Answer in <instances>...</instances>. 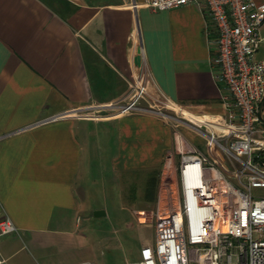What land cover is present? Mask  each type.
<instances>
[{"label":"crops","instance_id":"crops-1","mask_svg":"<svg viewBox=\"0 0 264 264\" xmlns=\"http://www.w3.org/2000/svg\"><path fill=\"white\" fill-rule=\"evenodd\" d=\"M144 1L0 0V221L18 229H0V264H101L114 236L95 224L164 209L165 166L209 152L196 126L229 112L216 28L195 3ZM141 73L185 120L114 107ZM140 239L128 264L156 234Z\"/></svg>","mask_w":264,"mask_h":264},{"label":"built area","instance_id":"built-area-1","mask_svg":"<svg viewBox=\"0 0 264 264\" xmlns=\"http://www.w3.org/2000/svg\"><path fill=\"white\" fill-rule=\"evenodd\" d=\"M188 3H195L207 13L216 28L215 78L227 92L224 99L229 112L227 116L214 117L211 127L203 123L196 126L207 137L209 152L183 153L180 177L172 175L176 172L173 163L165 166L167 209L158 207L150 215L137 214L140 222L152 221L156 228L155 243L142 248L141 264H192V250L203 253L207 262L202 264H264V196L254 193V188L264 187V129L260 126L264 59L258 58L264 39V3L144 1L156 10ZM140 4L133 3L135 7ZM145 76L139 74L137 92L115 108L120 112L153 111L138 102L144 97ZM88 110L84 112L94 113ZM169 159H173L172 155ZM0 229L2 234L18 230L9 217L1 219Z\"/></svg>","mask_w":264,"mask_h":264},{"label":"rangeland","instance_id":"rangeland-1","mask_svg":"<svg viewBox=\"0 0 264 264\" xmlns=\"http://www.w3.org/2000/svg\"><path fill=\"white\" fill-rule=\"evenodd\" d=\"M260 54L264 56V43L262 44ZM145 82L146 84L143 85L144 97L138 100L140 105L153 111L163 112L169 120L175 123H181L182 120H185V116L179 108L174 103H170L168 99L151 84L147 75L145 76ZM139 84L142 85V82ZM135 91L137 92V90ZM199 123H203L207 127L212 126L210 123H205L203 119H201ZM204 151H206V148H204ZM174 173L175 174H172L174 177H180L179 165H176V172L174 171ZM254 193L257 196H264V187L254 188ZM111 202L112 209H114L113 200ZM164 209H167V204L164 206ZM95 227L98 234L107 233L114 236V246L112 247L111 245L110 251H108V249L104 250L103 258L100 261L101 264H128L129 261L135 262L139 260L141 258L140 236H142L145 241L153 242L156 234L154 222H139L136 215L129 212H121L119 210H115V213L106 216L103 220L96 223ZM190 256L193 259L192 264L207 262L201 251L192 250Z\"/></svg>","mask_w":264,"mask_h":264},{"label":"bare ground","instance_id":"bare-ground-1","mask_svg":"<svg viewBox=\"0 0 264 264\" xmlns=\"http://www.w3.org/2000/svg\"><path fill=\"white\" fill-rule=\"evenodd\" d=\"M203 120H204L205 123H210V124H212V123L210 122V121H212V119H206V117H204ZM193 171H194V175H195V173H197V171H196L195 169H194ZM194 178H195V177H194Z\"/></svg>","mask_w":264,"mask_h":264},{"label":"water","instance_id":"water-1","mask_svg":"<svg viewBox=\"0 0 264 264\" xmlns=\"http://www.w3.org/2000/svg\"><path fill=\"white\" fill-rule=\"evenodd\" d=\"M104 212H105V211L100 210V211H96L95 214H96V215H100V214H104Z\"/></svg>","mask_w":264,"mask_h":264}]
</instances>
